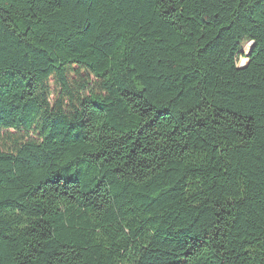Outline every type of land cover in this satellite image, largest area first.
<instances>
[{
    "label": "trees",
    "instance_id": "16d2710c",
    "mask_svg": "<svg viewBox=\"0 0 264 264\" xmlns=\"http://www.w3.org/2000/svg\"><path fill=\"white\" fill-rule=\"evenodd\" d=\"M0 264H264V0H0Z\"/></svg>",
    "mask_w": 264,
    "mask_h": 264
},
{
    "label": "rangeland",
    "instance_id": "374dc122",
    "mask_svg": "<svg viewBox=\"0 0 264 264\" xmlns=\"http://www.w3.org/2000/svg\"><path fill=\"white\" fill-rule=\"evenodd\" d=\"M249 48H250L249 44H246V45H244V46L242 47L241 52L244 53V54H247L248 51H249ZM245 62H246L245 60H241V61L239 62V65H244ZM51 88L54 90V93H55V91H57V89H56V87H55L54 85H51Z\"/></svg>",
    "mask_w": 264,
    "mask_h": 264
}]
</instances>
